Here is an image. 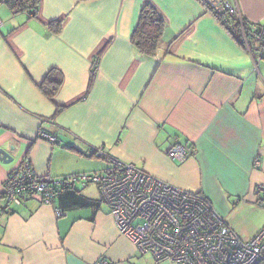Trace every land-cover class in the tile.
Returning a JSON list of instances; mask_svg holds the SVG:
<instances>
[{
  "label": "crops",
  "instance_id": "1",
  "mask_svg": "<svg viewBox=\"0 0 264 264\" xmlns=\"http://www.w3.org/2000/svg\"><path fill=\"white\" fill-rule=\"evenodd\" d=\"M264 25V0H226ZM166 22L157 55L132 42L142 8ZM0 190L28 158L37 176L108 169L99 147L181 189L201 192L244 240L264 226V52L199 0H41L37 14L0 8ZM62 21L60 34L50 23ZM262 53V54H261ZM96 76L90 87L93 65ZM63 75L54 101L39 86ZM63 110L57 112V107ZM56 138L51 143L41 133ZM195 148L185 163L168 148ZM258 161V162H257ZM57 210L65 212L58 216ZM176 264L141 255L95 185L33 197L0 218V264Z\"/></svg>",
  "mask_w": 264,
  "mask_h": 264
},
{
  "label": "built area",
  "instance_id": "2",
  "mask_svg": "<svg viewBox=\"0 0 264 264\" xmlns=\"http://www.w3.org/2000/svg\"><path fill=\"white\" fill-rule=\"evenodd\" d=\"M199 1L212 11L234 14L250 53L255 43L264 52V25L244 19L226 0ZM7 2L0 0V8ZM97 63L98 60L94 69ZM41 137L51 143L57 141L44 132ZM167 154L172 160L185 163L195 157V148L176 140ZM91 155L103 159L108 169L41 178L30 159L22 160L0 190V218L11 212L12 205H22L33 197L52 205L61 188L84 189L95 185L121 233L132 240L141 255H152L156 262L176 264H264V226L252 239L244 240L203 193L167 183L133 163L114 157L104 147L94 149ZM257 194H264V185L257 187ZM57 214L65 213L57 210ZM98 264L113 263L102 258Z\"/></svg>",
  "mask_w": 264,
  "mask_h": 264
},
{
  "label": "trees",
  "instance_id": "3",
  "mask_svg": "<svg viewBox=\"0 0 264 264\" xmlns=\"http://www.w3.org/2000/svg\"><path fill=\"white\" fill-rule=\"evenodd\" d=\"M79 2H84L88 0H77ZM41 0H8L7 6L12 10V12H28L31 17H35L37 14L38 6ZM218 19L226 25L232 21V27H227L236 39L243 41V36L241 32V25L237 17L226 11L223 13L215 12ZM63 29L62 21H54L50 23V30L54 34H60ZM166 22L160 13L151 5L146 4L140 14V19L137 27L135 28L132 35V42L135 45L138 52L144 57H154L157 55L160 42L165 34ZM99 62V61H98ZM98 65V63H97ZM96 65V67H97ZM96 76V69L93 68L90 87L92 85L93 78ZM63 85V75L59 71H51L45 80L40 84L39 89L43 95L50 101H54L55 97L59 93ZM63 110V107H57V112ZM77 189V188H76ZM61 188L58 191V196L61 191L76 190ZM57 196V198H58ZM30 200V199H29ZM65 213V212H64Z\"/></svg>",
  "mask_w": 264,
  "mask_h": 264
},
{
  "label": "water",
  "instance_id": "4",
  "mask_svg": "<svg viewBox=\"0 0 264 264\" xmlns=\"http://www.w3.org/2000/svg\"><path fill=\"white\" fill-rule=\"evenodd\" d=\"M0 160L3 162H10L13 159L7 151L2 149L0 150Z\"/></svg>",
  "mask_w": 264,
  "mask_h": 264
}]
</instances>
